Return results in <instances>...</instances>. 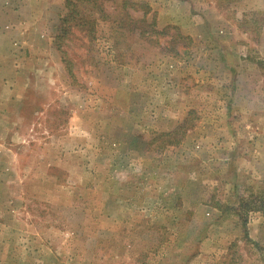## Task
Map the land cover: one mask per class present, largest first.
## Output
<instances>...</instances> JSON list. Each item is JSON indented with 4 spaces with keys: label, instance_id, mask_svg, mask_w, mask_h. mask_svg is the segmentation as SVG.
I'll return each instance as SVG.
<instances>
[{
    "label": "rangeland",
    "instance_id": "374dc122",
    "mask_svg": "<svg viewBox=\"0 0 264 264\" xmlns=\"http://www.w3.org/2000/svg\"><path fill=\"white\" fill-rule=\"evenodd\" d=\"M123 1L0 0V264H264V0Z\"/></svg>",
    "mask_w": 264,
    "mask_h": 264
},
{
    "label": "trees",
    "instance_id": "16d2710c",
    "mask_svg": "<svg viewBox=\"0 0 264 264\" xmlns=\"http://www.w3.org/2000/svg\"><path fill=\"white\" fill-rule=\"evenodd\" d=\"M77 1H80L81 3H84L85 5H89L93 9H97V8L101 9V7L103 6L100 4V0H65L66 13L61 18V23L58 28L59 30V33L57 35L58 38L63 37L65 33L69 32L68 29L70 28V26L67 23L70 20H74L76 24L81 25V26L88 25L87 32L92 36L94 32L95 20L94 19L88 20L79 15V12L76 8ZM126 3H128V1L124 0L121 5H123L124 7ZM144 7H145V10L143 11V15L148 12L147 5H144ZM186 120L187 118H184L179 124H177V126L171 132L168 133V136H170L171 139L178 138V135L180 134V132H182L181 129L184 128V126H186ZM183 134L184 132L182 133L181 136H179V139H178L179 141L182 138ZM248 199H251V198H248ZM239 202L240 203L243 202V199L241 196H239ZM228 264H231V263H228Z\"/></svg>",
    "mask_w": 264,
    "mask_h": 264
},
{
    "label": "crops",
    "instance_id": "0c3cea01",
    "mask_svg": "<svg viewBox=\"0 0 264 264\" xmlns=\"http://www.w3.org/2000/svg\"><path fill=\"white\" fill-rule=\"evenodd\" d=\"M0 31H1V29H0ZM1 76V75H0ZM1 78V77H0Z\"/></svg>",
    "mask_w": 264,
    "mask_h": 264
}]
</instances>
